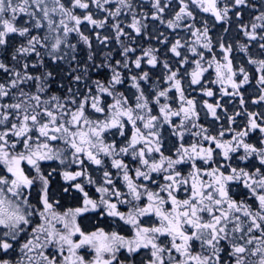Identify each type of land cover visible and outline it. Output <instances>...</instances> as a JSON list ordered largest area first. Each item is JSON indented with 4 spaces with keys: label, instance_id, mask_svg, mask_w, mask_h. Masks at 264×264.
<instances>
[{
    "label": "snow or ice",
    "instance_id": "6c2138e0",
    "mask_svg": "<svg viewBox=\"0 0 264 264\" xmlns=\"http://www.w3.org/2000/svg\"><path fill=\"white\" fill-rule=\"evenodd\" d=\"M253 7L0 0V264H264ZM233 17L244 43L213 33Z\"/></svg>",
    "mask_w": 264,
    "mask_h": 264
},
{
    "label": "trees",
    "instance_id": "16d2710c",
    "mask_svg": "<svg viewBox=\"0 0 264 264\" xmlns=\"http://www.w3.org/2000/svg\"><path fill=\"white\" fill-rule=\"evenodd\" d=\"M143 3L147 5V4H150V1L143 0ZM252 3L255 5V7L245 10V14L242 17V20H243L244 23H248L251 20L252 15L258 14V11L261 10L260 6H261L262 3H264V0H252ZM145 10H147V9H145ZM204 15H205V18H208V14H204ZM230 15H231V13H230ZM161 27H162L161 24H157L156 28L157 29H161ZM223 27H230V32L224 33L222 31ZM170 33H171V30L166 28L165 35H169L170 36ZM213 33L215 35H223L224 37H226L230 41H238L240 43L246 42V39L238 31V22H237V19L235 17H233L230 25H225V24H222V23H218L216 28L213 29ZM181 35H182V33H181ZM170 39H171V36H170ZM94 43H95V41H94ZM141 43H142V46L145 47V48H147L149 46L158 47V48H160L161 53H164V52L167 51V49L163 45L157 43L155 39H152V38H149V37H145L144 40ZM114 47H118V45H114ZM234 48L237 49L236 51H234V56L236 58V61L240 62V63H246V57L244 56L243 53H241L238 50L237 45L234 44ZM251 50L254 52L255 48L253 47ZM85 51H87V50L85 49ZM137 54H139V52ZM170 55L171 54H168V56H170ZM168 56H163L162 55L161 58L167 59ZM116 58H119V57H116ZM144 67H145V70H150L149 66L145 65ZM150 71H151V73L153 74L154 77H157L160 74V68L159 67L157 69H151ZM250 94L254 95V90L250 89ZM250 110L260 111L261 109L257 108L256 106H252L250 108ZM257 135H259V134L257 133ZM253 141H255V137H253ZM52 185H53V192L56 194V198L59 199L60 198L59 197V193H60L62 184L59 181H57L56 183H52ZM68 202L71 203L72 202L71 199H68Z\"/></svg>",
    "mask_w": 264,
    "mask_h": 264
},
{
    "label": "rangeland",
    "instance_id": "374dc122",
    "mask_svg": "<svg viewBox=\"0 0 264 264\" xmlns=\"http://www.w3.org/2000/svg\"><path fill=\"white\" fill-rule=\"evenodd\" d=\"M146 1H150V0H146ZM161 29H158V31L159 32H163V33H166V25H162L161 24ZM157 27V26H156ZM152 31H155V29H152ZM182 35H183V33H182ZM54 90H55V88H54ZM52 167H56V163L55 162H52ZM54 178H56L57 180H59V182L61 183V184H63V183H65L64 181H63V179L59 176V175H54L53 176ZM53 181V180H52ZM63 186H66V184H63ZM51 187H52V185H51ZM52 191H53V187H52ZM63 203V202H62ZM67 206H73V203H72V205L71 204H69L68 205V203H67Z\"/></svg>",
    "mask_w": 264,
    "mask_h": 264
},
{
    "label": "flooded vegetation",
    "instance_id": "af4514ba",
    "mask_svg": "<svg viewBox=\"0 0 264 264\" xmlns=\"http://www.w3.org/2000/svg\"><path fill=\"white\" fill-rule=\"evenodd\" d=\"M52 180H53V183H56L57 181H59V180H57L56 178H54V177H52ZM63 184H65V183H63ZM62 184V185H63ZM52 187H53V185H52ZM70 202V201H69ZM69 204H71L72 205V203H69Z\"/></svg>",
    "mask_w": 264,
    "mask_h": 264
},
{
    "label": "bare ground",
    "instance_id": "6f19581e",
    "mask_svg": "<svg viewBox=\"0 0 264 264\" xmlns=\"http://www.w3.org/2000/svg\"><path fill=\"white\" fill-rule=\"evenodd\" d=\"M162 59H164V58H162ZM61 202H63V201H61ZM72 203V202H71ZM68 205H69V202H68Z\"/></svg>",
    "mask_w": 264,
    "mask_h": 264
}]
</instances>
